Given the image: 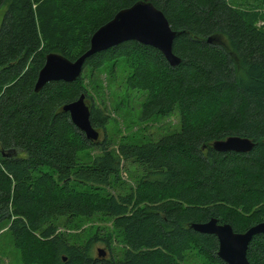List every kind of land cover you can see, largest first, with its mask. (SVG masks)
Wrapping results in <instances>:
<instances>
[{
    "label": "trees",
    "instance_id": "16d2710c",
    "mask_svg": "<svg viewBox=\"0 0 264 264\" xmlns=\"http://www.w3.org/2000/svg\"><path fill=\"white\" fill-rule=\"evenodd\" d=\"M137 1L0 0V229L24 264H184L188 253L226 264L216 237L191 223L214 217L243 232L264 221V0H150L177 32V65L130 40L88 58L76 81L35 91L47 54L77 59L100 26ZM120 64L126 85L145 92L141 119L177 112L178 129L113 147L72 122L63 106L85 94L93 126L107 129L110 114L85 80ZM229 135L254 145L212 147ZM125 161L141 169L136 187L112 192ZM93 218L112 222L103 238L78 245L58 231L61 219ZM113 238L124 244L121 261L93 256L99 241L113 250ZM247 258L264 264V234L253 236Z\"/></svg>",
    "mask_w": 264,
    "mask_h": 264
},
{
    "label": "water",
    "instance_id": "95a60500",
    "mask_svg": "<svg viewBox=\"0 0 264 264\" xmlns=\"http://www.w3.org/2000/svg\"><path fill=\"white\" fill-rule=\"evenodd\" d=\"M177 32L172 30L164 13L150 0H138L131 6L119 10L112 19L100 26L91 36L90 47L77 59L70 60L60 53H49L39 71L35 91L39 92L50 81L73 82L81 77L84 65L93 55L134 40L152 46L162 53L167 62L175 66L180 58L172 51ZM72 122L91 140H99L100 130L91 122L90 105L85 94L63 106ZM254 142L239 135H229L213 141L212 147L221 152H248ZM190 227L204 234H212L218 242L217 256L226 264H251L247 249L253 236L264 234V221L258 222L243 232H236L229 223H220L217 218L205 222L191 223ZM99 258H106L107 250L98 248Z\"/></svg>",
    "mask_w": 264,
    "mask_h": 264
},
{
    "label": "rangeland",
    "instance_id": "374dc122",
    "mask_svg": "<svg viewBox=\"0 0 264 264\" xmlns=\"http://www.w3.org/2000/svg\"><path fill=\"white\" fill-rule=\"evenodd\" d=\"M7 6L0 9V26ZM260 22V21H259ZM258 26H263L259 24ZM128 68L120 64L118 68L111 72L103 68L95 73L90 79L86 78V84L91 94L95 98L97 105L105 109L110 114V122L107 129H100V139L105 135L112 142L113 147H117L122 141H147L156 140L162 134L172 132L178 129L179 115L177 112L166 117H155L149 120H143L142 105L145 99V92L130 89L126 85ZM99 149L90 151L91 155L99 153ZM87 159V158H86ZM85 159V160H86ZM141 173L139 166L132 161H125L121 170L122 182L115 187L109 188L112 192L122 191L125 193L131 188L135 189L137 178ZM65 219L58 222V231L66 232L70 236V242L73 244H83L99 233V237H104V229L111 226L112 222H104L97 218L89 220H74L72 224H65ZM112 248L109 250L102 241L96 242L93 248V256H98V248L107 250V259L119 262L123 258L124 244L113 238ZM0 264H24L19 250L13 245L11 236L7 232V227L0 229ZM184 264H210L203 258H199L193 253H188Z\"/></svg>",
    "mask_w": 264,
    "mask_h": 264
},
{
    "label": "built area",
    "instance_id": "2783aa9c",
    "mask_svg": "<svg viewBox=\"0 0 264 264\" xmlns=\"http://www.w3.org/2000/svg\"><path fill=\"white\" fill-rule=\"evenodd\" d=\"M259 24H263L264 25V21H260Z\"/></svg>",
    "mask_w": 264,
    "mask_h": 264
}]
</instances>
